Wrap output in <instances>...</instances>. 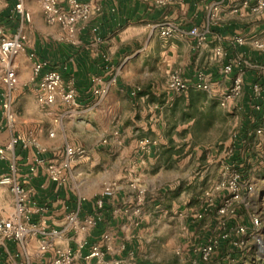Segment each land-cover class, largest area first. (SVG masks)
Here are the masks:
<instances>
[{
  "label": "crops",
  "instance_id": "0c3cea01",
  "mask_svg": "<svg viewBox=\"0 0 264 264\" xmlns=\"http://www.w3.org/2000/svg\"><path fill=\"white\" fill-rule=\"evenodd\" d=\"M17 1L0 0V24L10 35L19 34L23 43L12 62L18 85L10 103L4 102L0 89V178L10 174L12 162L17 164L13 177L28 192L29 220L24 221L28 231L22 240L0 232V264H54L57 250L64 248L75 253V264H204L200 247L211 236L215 214L205 216L207 224L202 229L189 218L180 231L169 225L177 223L176 210H169L171 214L164 211L160 216L162 226H154L150 219L157 210H149V186L156 182L167 186L165 176L171 172L177 194L187 176L190 183L212 180L206 171L196 176L191 172L197 165L210 168L207 159H200L202 144L194 140V130L201 122L210 130L209 109L215 101L224 110L236 109L243 115L226 163L239 170L247 165L244 143L256 138L255 126L264 117V111L253 107L252 96L255 84L264 87L260 71L264 52L248 39L243 44L235 39L260 37L264 13L231 9L229 0L209 5L205 1L210 0H166L163 4L106 0L103 11L80 24L73 36H67L58 23H44L51 28L45 31L35 20L36 34L28 39L26 27L37 12L35 1L40 6L41 2L25 1L30 13L27 20L15 10ZM212 7L221 20L210 24L207 17ZM167 22L176 30L164 37L160 30ZM193 28L205 32V38L193 34ZM55 30L61 31V37ZM31 52L48 60L64 81L74 80L78 103L71 106L58 98L43 105L37 99L33 113L14 114L9 120L7 111L19 88L27 105H31L28 96H38L40 79L30 80ZM228 63L233 69L225 74L223 67ZM173 71L188 82L202 72L210 88L173 92L167 87ZM240 72L243 101H225L223 96ZM26 85L28 93L23 90ZM103 88L106 93H96ZM147 138L153 143L144 148ZM67 145L78 151L62 180L56 181L49 166L65 159ZM107 186L113 195L103 196ZM102 196L104 207L97 224L87 230L75 228L70 215L75 213L81 222L95 215V201ZM159 203L163 204L161 199ZM14 213L11 184L0 183V220ZM94 244L101 246L102 259L90 256ZM225 246L222 243V253Z\"/></svg>",
  "mask_w": 264,
  "mask_h": 264
},
{
  "label": "rangeland",
  "instance_id": "374dc122",
  "mask_svg": "<svg viewBox=\"0 0 264 264\" xmlns=\"http://www.w3.org/2000/svg\"><path fill=\"white\" fill-rule=\"evenodd\" d=\"M220 1L224 2L226 0L205 1V5ZM229 1L231 9L244 8L245 12H251V7L257 0H247L248 7L243 6L245 0ZM35 2L37 3V12L34 13L32 21L26 27L28 39L29 37L34 38V34H36L34 31L35 20L38 21L35 25L45 31H51V28L44 24L48 22L44 21L40 4L37 1ZM214 8L212 7L210 12H208L207 19L210 24L218 23L221 20L214 15ZM262 13L264 11L255 14L261 15ZM263 28L264 26H262ZM36 30L40 29L36 28ZM55 31L61 37V31ZM249 36L247 35L248 38L246 36L242 37L245 41L248 39L247 42L252 41L254 48L264 52V31L260 37L249 38ZM260 71L264 74V65L261 66ZM32 75L33 68L30 80ZM28 86H24L23 90H25V93H28V90H26ZM244 94L243 91L240 96L228 101L235 102L239 99L241 104ZM23 95L19 88L15 93L14 102L10 110L13 115L16 114L18 117L33 113L35 111L34 108L38 104L34 94L33 96H28L32 106L26 104L27 101L22 98ZM252 96L254 108H256L255 103L257 101L261 100L264 103V87L258 84V90L255 91L253 89ZM209 112L213 120V124H210V126L212 125L210 130H208L204 122L199 123L194 130L196 132L194 140L202 144L199 146V150H203V153L200 154V159H207L210 168L205 170L206 168L203 165H197L196 170L192 171L191 175L196 176L199 172L206 171L212 180L204 181L205 183L203 181L190 183L192 179L187 176L186 181L182 182L181 194L176 193L175 181L170 178L173 172L165 176V181L168 183L167 186H160L158 182L153 183L149 186V210L155 209L157 214L156 217L150 219V223H153L154 226H162V222H159L162 221V217H160L162 213L164 211L170 213L171 211L169 210H176L174 215L177 223H170L171 227H176L178 230L183 231L187 227L189 218H191L196 221L195 224H200L202 229L207 224L205 216L214 213L216 224L211 227V236H208L209 240L203 245L207 244L211 239H216L218 247L213 252L208 264H264V117L261 124L254 129L256 138L247 140L244 143L242 151L247 156L248 163L243 169L239 170L229 162L227 164L226 161L233 152L232 142L234 134L240 128L243 115L236 109L231 111L224 110L223 106L216 103V101L209 109ZM259 128L261 129L260 133L256 132ZM211 171L212 173H210ZM236 194H238L237 197H235ZM154 199L156 200L155 207H153ZM160 199L163 203L161 205H159ZM209 203L210 206H208ZM136 207L138 206H133L134 209ZM205 208H207L206 211ZM201 213L203 216L198 217ZM242 228H244V231H240ZM225 234L227 236H224ZM222 241L226 242L223 253L221 252ZM200 246L201 244L198 245V247ZM233 248L234 251L232 250Z\"/></svg>",
  "mask_w": 264,
  "mask_h": 264
},
{
  "label": "built area",
  "instance_id": "2783aa9c",
  "mask_svg": "<svg viewBox=\"0 0 264 264\" xmlns=\"http://www.w3.org/2000/svg\"><path fill=\"white\" fill-rule=\"evenodd\" d=\"M25 1L18 0L15 10L23 15L24 18L30 20V13L25 10ZM44 12L45 20L49 24L58 23L67 32V36L76 34L80 24L89 22L94 16L103 11V3L106 0H39ZM158 4L165 3L166 0H155ZM244 7H248V1H244ZM264 11V0H257L251 7L252 13H260ZM97 30V27H94ZM176 30L173 23H164L161 26L160 34L164 37L171 36ZM193 34L199 35L200 39L205 38V32H199L197 28L192 29ZM235 41L239 44L245 43L242 36L236 37ZM259 46V45H258ZM23 49V43L19 34L10 35L4 26L0 24V89L1 96L5 103H10L11 94L17 88L18 79L16 70L12 64L14 58ZM218 53H221L218 51ZM30 58L33 61V75L31 80L36 81L40 79V86L38 91V102L43 105H49L55 102L58 98L65 104L75 106L77 105V89L73 79L64 81L61 73L54 68L49 67V62L46 59L40 58L35 52L30 53ZM233 69V64L228 63L223 67L225 74H230ZM167 87L173 92H182L189 88H196L200 90H209L210 85L205 80L202 72L198 73L194 82L184 80L178 71H173L169 74L167 80ZM255 91L258 90V84L253 86ZM106 89L96 90L98 94L106 93ZM243 92V76L240 72L233 78V84L224 96L225 101L240 96ZM11 111H7L9 120L13 118ZM256 132L260 133L259 128ZM51 135H53L51 133ZM15 141V139H14ZM153 143L152 139L143 140V147L147 148ZM77 149L67 145L65 150V159L58 165L51 164L49 166L51 177L56 180H62V174L69 168L70 159L75 156ZM10 174L0 178V183L11 184V189L15 196V213L12 217L0 220V232L3 236L22 240L28 231L24 221L29 220V211L27 208L28 192L13 176L18 171V166L15 162L10 165ZM113 190L106 187L103 191V196L113 195ZM100 197L95 201L97 207L96 214L86 218L83 222L79 221L77 215L72 213L69 217L70 222L75 228L87 230L97 224L101 219V210L104 207V198ZM238 194L235 195L237 197ZM210 206V203L208 204ZM207 208H205V211ZM199 214L198 217H202ZM240 231H244L242 228ZM224 236H227L225 234ZM218 247V241L211 239L207 244L200 247V254L204 264H208L213 252ZM91 257L102 259L103 251L99 244H94L90 252ZM76 255L70 248L58 249L54 264H75Z\"/></svg>",
  "mask_w": 264,
  "mask_h": 264
},
{
  "label": "trees",
  "instance_id": "16d2710c",
  "mask_svg": "<svg viewBox=\"0 0 264 264\" xmlns=\"http://www.w3.org/2000/svg\"><path fill=\"white\" fill-rule=\"evenodd\" d=\"M55 69V68H54ZM264 103L261 101V100H259V101H257L256 103H255V109H257V110H259V111H264V105H263ZM258 107V108H257ZM258 114V113H257ZM256 114V115H257ZM258 116V115H257ZM259 126V124L258 125H256L255 126V128L256 127H258ZM100 231H102V229L101 230H99V232ZM222 243H226V242H224V241H222Z\"/></svg>",
  "mask_w": 264,
  "mask_h": 264
}]
</instances>
